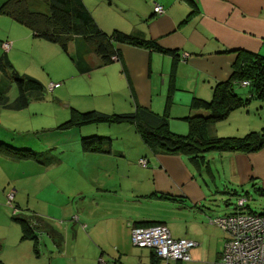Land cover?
I'll return each instance as SVG.
<instances>
[{
	"label": "rangeland",
	"instance_id": "obj_1",
	"mask_svg": "<svg viewBox=\"0 0 264 264\" xmlns=\"http://www.w3.org/2000/svg\"><path fill=\"white\" fill-rule=\"evenodd\" d=\"M5 1L0 0V5ZM31 8L50 11L45 0H36ZM109 13L117 18L124 15L114 5ZM12 38L13 47L6 51L2 44ZM66 48L34 37L28 27L0 14V57L6 52L11 63L4 65V72L0 70V264H139V256L148 262L150 250L133 244L129 226L155 216L165 221L174 237L197 242L191 250L192 260L186 264H217L228 233L213 221L236 213L264 214L262 184L256 179L245 186L227 183L235 192L224 191L228 173L224 153L231 151L215 149L206 152L202 173L186 157L207 194L202 206L166 199L156 191L146 197L129 195L133 193L132 178L141 176L139 168H148L137 156L145 146L147 156H152L150 146L132 124L59 127L76 109L89 112L96 105L103 112L133 111L136 105L131 96L126 101L127 96L112 93L122 87L106 65L81 73L71 58L78 53L70 42ZM28 76L41 89L23 105L17 101V80L28 84ZM52 84L60 86L50 90ZM235 86L242 99L249 96L250 87ZM261 102L264 99L254 98L231 111L217 123V137H246L253 129L262 133ZM174 105L188 110L175 99L168 111ZM168 120L178 130H190L187 120ZM92 135L108 138L107 144L124 146L128 158L120 172L115 165H110L111 171L92 162L81 151V139ZM239 198L248 200L242 209L237 206Z\"/></svg>",
	"mask_w": 264,
	"mask_h": 264
},
{
	"label": "crops",
	"instance_id": "obj_2",
	"mask_svg": "<svg viewBox=\"0 0 264 264\" xmlns=\"http://www.w3.org/2000/svg\"><path fill=\"white\" fill-rule=\"evenodd\" d=\"M107 1L108 4L104 0H84L96 23L104 32L120 31L152 41L164 51L141 45L117 43L120 59L103 64L100 57L95 54L92 44L82 37H71L69 42L75 53L84 54L80 67L88 68L89 72L92 71L91 68L106 65L105 69L116 74L122 87L121 91L114 89L113 94L127 96L124 99L126 101L131 96L136 106L144 107L159 115L167 113L168 117L182 121L188 116L209 115V110L192 109V100L200 98L211 101L215 86L232 77L241 52L264 56V0ZM156 4L164 7L163 14L155 13ZM113 5L124 14L121 18L109 13ZM10 41L13 43V38ZM14 41L17 42V39ZM184 55L187 57L184 58ZM247 93L249 95L250 91ZM175 99L176 102L188 106V110L186 107L174 105L168 111L170 102ZM93 107L92 110H96V105ZM260 107L264 108V102L260 103ZM181 108L185 109L181 111ZM75 112L84 111L76 109ZM124 112L131 111L114 109L105 113ZM169 123L174 133L186 135L190 131L178 130L173 123ZM217 123L209 129L211 136H217L216 133L219 131ZM259 130L253 129L257 133ZM122 146L110 142L102 145L101 151H81L91 157L92 162H97L104 168L108 167L111 171L110 165H115L120 172L128 158ZM66 148L67 145L64 149ZM150 148L152 156H147L146 146L137 156L138 162L142 158L148 160V168L143 170L134 164L141 170V176L132 178L130 191L133 193L129 195L146 197L156 191L157 194H163L166 199L202 206L207 194L197 178L196 170L188 165L186 157L202 173L201 166L207 155L206 152L202 156L193 158L190 153L160 152ZM224 154L227 156L224 166L228 171L223 181L224 191L229 190L234 193L235 191L227 187L228 184L245 186L254 179L264 188V146L252 152L231 151ZM60 163L61 160L58 165ZM128 163L131 165L132 161ZM149 222L165 224V221L157 219L156 216L135 220L129 226L130 238L132 239L133 225ZM153 259L150 250L148 262H144L143 256H139V264L150 263ZM186 263L188 262L179 264Z\"/></svg>",
	"mask_w": 264,
	"mask_h": 264
},
{
	"label": "trees",
	"instance_id": "obj_3",
	"mask_svg": "<svg viewBox=\"0 0 264 264\" xmlns=\"http://www.w3.org/2000/svg\"><path fill=\"white\" fill-rule=\"evenodd\" d=\"M36 0H6L0 5V14L12 17L15 21L28 27L34 37L59 44L67 51L66 43L71 37H82L93 45V50L103 64L113 62V56H119L117 43L141 45L149 49L164 51L152 41L130 36L120 31L104 32L96 23L92 13L87 8L84 0H45L50 11L45 13L33 10L31 7ZM12 49V48H11ZM75 56V57H74ZM72 55L81 73L88 72V68H81L84 54ZM120 59V58H119ZM11 66L7 53L0 57V70L4 72V65ZM18 73L15 71V74ZM28 84L18 79L19 99L28 105V96H33L35 91L41 89L40 85L31 77H27ZM244 80L251 82L250 94L242 99L235 91V84ZM264 99V56L241 52L232 77L218 83L214 88V97L211 101L194 98L192 109L209 110V115L188 116L190 131L186 135L171 131L168 114L159 115L141 106L135 110L124 113H105L92 110L89 112H76L72 118L65 121L59 128L67 129L71 126L100 123H130L140 133L143 141L157 151L190 153L193 158L202 156L210 150L252 152L264 146V132H251L246 137H217L209 134V129L217 122L226 119L227 115L239 108L246 106L252 99ZM109 141L108 138L92 135L81 139L82 149L86 152L102 150V145ZM2 145H6L3 144ZM20 151V150H19ZM22 151V150H21ZM28 151V150H26ZM19 155V154H18ZM27 156V155H26ZM160 222L139 223L136 225H152ZM28 234L29 228H24ZM153 254V253H152Z\"/></svg>",
	"mask_w": 264,
	"mask_h": 264
},
{
	"label": "built area",
	"instance_id": "obj_4",
	"mask_svg": "<svg viewBox=\"0 0 264 264\" xmlns=\"http://www.w3.org/2000/svg\"><path fill=\"white\" fill-rule=\"evenodd\" d=\"M155 13L163 14V6L156 4ZM6 51L11 50L12 42H3ZM187 55H184L186 58ZM114 61L118 56H113ZM242 86L250 87L251 82L244 80ZM52 84L50 90L59 87ZM142 166H148V160H139ZM247 198H239L237 206L245 207ZM222 227L228 237L217 264H264V214L236 213L217 217L213 221ZM132 242L139 248H147L153 253V260L147 264H179L190 262L191 250L197 242L187 238L173 237L168 226L162 223L152 225H133L131 232ZM142 264V263H141Z\"/></svg>",
	"mask_w": 264,
	"mask_h": 264
}]
</instances>
